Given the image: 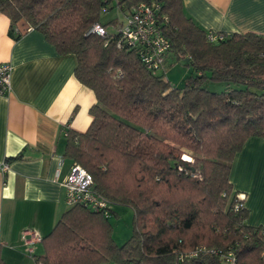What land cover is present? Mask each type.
<instances>
[{"label": "trees", "instance_id": "1", "mask_svg": "<svg viewBox=\"0 0 264 264\" xmlns=\"http://www.w3.org/2000/svg\"><path fill=\"white\" fill-rule=\"evenodd\" d=\"M112 1L0 0L9 33L18 38L24 22L58 53L74 55L75 77L96 98L86 130L65 131L62 156L91 174L108 215L69 205L41 237L33 264H222L209 249L226 247L236 250V264H264V227L246 223L248 210L230 181L245 140L264 138V33L213 42L182 0L118 1L122 12L159 3L156 25L170 43L165 65L183 61L192 70L176 87L167 71L146 68L137 47L118 45V29L107 31L113 20L101 14ZM94 23L104 34L90 31ZM207 80L224 90L207 89ZM115 205L132 210L121 244L109 221Z\"/></svg>", "mask_w": 264, "mask_h": 264}, {"label": "crops", "instance_id": "2", "mask_svg": "<svg viewBox=\"0 0 264 264\" xmlns=\"http://www.w3.org/2000/svg\"><path fill=\"white\" fill-rule=\"evenodd\" d=\"M182 3L185 14L208 32L264 33V0ZM17 26L21 33L15 38L0 13V62L12 65L11 90L0 95V165L8 166L0 169V259L33 264L42 244L29 251L20 233L29 229L42 237L68 208L62 185L70 167L62 156L65 131L86 130L96 98L75 77L74 55L58 53L24 22ZM230 181L248 210L246 223L264 227V138L245 140L233 158Z\"/></svg>", "mask_w": 264, "mask_h": 264}, {"label": "built area", "instance_id": "3", "mask_svg": "<svg viewBox=\"0 0 264 264\" xmlns=\"http://www.w3.org/2000/svg\"><path fill=\"white\" fill-rule=\"evenodd\" d=\"M157 2H138L126 9L123 20L118 27V45L126 44L139 49L141 61L152 73L166 71L165 57L169 51V40L162 34L156 25L155 11L158 9ZM91 32L104 34V28L99 23H94ZM224 33L208 32L210 41L224 38ZM12 65L9 62H0V95H7L11 90ZM7 163L4 161L0 169L5 171ZM92 176L82 166L72 163L65 178L62 181L64 187V201L69 205L83 204L95 210H102L108 215V202L99 196L92 187ZM241 199V198H240ZM242 204L236 203L235 209ZM20 239L32 251L34 243L39 242L41 237L29 229L20 233ZM210 252L217 254L222 264H236V250L233 247L211 248ZM187 255H195L194 252ZM264 257V251H262Z\"/></svg>", "mask_w": 264, "mask_h": 264}, {"label": "rangeland", "instance_id": "4", "mask_svg": "<svg viewBox=\"0 0 264 264\" xmlns=\"http://www.w3.org/2000/svg\"><path fill=\"white\" fill-rule=\"evenodd\" d=\"M121 0H113L110 3V8L101 14L103 22L113 20V23L106 25L109 33L115 32L118 29L119 23L123 20L124 13L119 9L117 2ZM167 79L176 87H181L186 82L187 78L192 74L191 68L183 61L172 62L166 67ZM204 86L212 91H222L225 84L215 83L207 80ZM187 158V156H186ZM117 216L110 215L109 221L113 227V239L117 244L123 243L131 234V219L132 210L126 206L115 205ZM113 264V263H107Z\"/></svg>", "mask_w": 264, "mask_h": 264}]
</instances>
